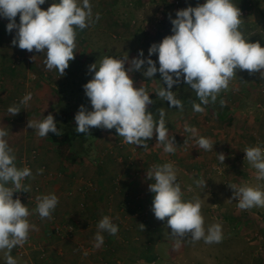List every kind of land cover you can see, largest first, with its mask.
I'll return each instance as SVG.
<instances>
[{
  "label": "clouds",
  "instance_id": "9594fccd",
  "mask_svg": "<svg viewBox=\"0 0 264 264\" xmlns=\"http://www.w3.org/2000/svg\"><path fill=\"white\" fill-rule=\"evenodd\" d=\"M46 0H0V17L8 20L6 31L15 36L12 45L21 50L45 53L46 70L55 69L59 77L64 76L69 62L75 59L76 29L83 30L100 19L99 13L93 19L90 0H60L52 3L46 10L40 6ZM19 16V23H17ZM242 13L231 0H205L203 4L186 7L176 11L175 18L169 16L172 33L165 36L160 43H153L148 55L158 54L156 62L144 56L140 50L138 57L128 59L111 56L93 63L89 72L94 75L83 85L85 95L90 100L92 110L81 105L75 114V125L78 133L90 132L91 128L105 130L115 129L119 137L127 144L148 148L146 143L155 135L159 143L164 144V151L175 152V138L169 139V130L165 123L164 109H158L159 120L148 110L153 103L146 88L134 86L130 73L142 71L146 78H153L159 72L163 87L158 88L157 95L167 101L169 107L183 111V103L172 91L174 85L181 82L188 85L197 95L200 103L193 102L195 112L203 113L201 104L207 105L209 99L215 102L217 94L228 88L229 82L237 71H247L250 75L264 73V47L257 42H249L240 30ZM130 66L126 69L125 65ZM147 65L144 68V65ZM32 99L28 93L20 101L27 105ZM223 103V102H221ZM21 111L19 106H11L8 112L15 116ZM54 116L49 113L42 120H29L27 127L37 130L40 137L48 133L61 136ZM186 132L196 135V129L185 125ZM8 131L0 127V251L6 257V264H17L11 250L23 246L29 236L30 224L28 207L14 193L28 192L30 186L22 182L27 177L35 178L28 167L16 166L13 149L9 147L6 137ZM197 145L205 151L213 149L209 138L199 137ZM245 159L257 170V179H264V150L260 147H248L244 150ZM221 163L225 160L223 153L218 154ZM37 169V175L43 173ZM147 177L154 183L149 190L154 193L152 212L157 220L167 219L171 236L180 241L190 237L192 242L203 240L206 244L220 243L223 238L222 226L215 223L205 228L201 213L202 203L199 198L185 201L177 183L176 171L171 163L154 166L147 172ZM197 187H206V181L196 180ZM11 185V186H8ZM233 190V198L238 201L237 207L248 210L253 207H264V191L248 186L228 185ZM191 190V188L189 189ZM35 211L41 219H51L52 212L58 204L55 194L36 197ZM141 231L145 226L139 224ZM95 247L104 243L102 232L116 235L118 226L109 216H104L97 225ZM38 230V229H36Z\"/></svg>",
  "mask_w": 264,
  "mask_h": 264
},
{
  "label": "crops",
  "instance_id": "0c3cea01",
  "mask_svg": "<svg viewBox=\"0 0 264 264\" xmlns=\"http://www.w3.org/2000/svg\"><path fill=\"white\" fill-rule=\"evenodd\" d=\"M113 1L90 0L93 19H95L97 13H99L100 19L83 30L76 29L75 59L70 61L69 65H80L92 60L95 49L93 45L97 44L93 39L106 38V36L116 39L121 37L120 34L123 30L129 31L130 25L122 24L125 18L123 14L120 17L119 10L116 8L114 10ZM164 1L170 4L172 0ZM186 1L189 2V0ZM59 2L60 0H46L45 4L40 7L46 10L52 3ZM231 2L240 10L244 6L249 10L253 8L252 0H231ZM186 7H189V3L184 8ZM175 14L176 11L170 12L172 19L175 18ZM145 20L142 21L143 25L151 26V22L148 23V20ZM7 23V19L0 17V127H5L8 131L6 139L16 156L15 163H21L18 168H21L23 162L31 157H38L36 167L42 162H47L49 167H54L53 164L55 163L53 162H56L55 167L57 169H53L55 173L48 170L45 174H42L46 185L42 189L41 196L55 194L59 201L53 211L57 215V220L65 224L73 222L71 238L64 241L49 236L47 222H43L44 224L41 222L45 226L41 227L40 225L39 228H36L38 230L30 229L36 235L34 234L31 237V241H28V238L25 244L29 247L25 245L23 249L21 248L22 254L18 252L17 246L11 250L14 257L21 260L22 264H227L226 259L229 264V259H235L236 256L240 261L243 260V263L247 261L251 264L249 257L240 258L238 256L243 248H236L234 244L226 245V248H219V243L206 244L203 240L192 242L188 237L181 240L180 246L177 248V238L171 236V229L167 226L168 218H165L164 221L157 220L152 212L154 193L149 190V185L154 182L143 180L142 175L139 179L137 176L131 180H129L131 177L125 180L126 174L119 171L116 177L123 178L116 183L113 176L119 168L111 160L98 173L87 169L84 175L93 177L94 182L86 183L84 178L79 177L80 168L73 167V170L69 171L68 169L72 167L69 168L58 156L52 155V152L46 150L49 141L45 137H40L37 130L28 128L27 124L29 120L44 119L38 117L36 111L40 109L46 112L49 109L50 92L40 90L44 86L42 82H40V85L37 84L39 85V92H33L31 89L35 85L33 82L30 85V92H17L18 78L25 75L26 70L12 64L14 59L11 55L14 54V57L18 59H20V55H23L21 58H23V65L27 69L30 67L32 69L41 68L46 56L45 53H38L35 50L30 53L27 50L19 49L18 46H13L11 42L15 36V30L12 33L7 32ZM17 23H19V16H17ZM168 28H172L171 22L166 27V29ZM141 33L145 38V33L140 31L136 34V41L128 40L127 44L129 46L113 45L111 48L103 49L102 47L101 49L104 51V55L115 58H122L128 54L130 61L132 58L138 57L134 51L135 48H144L146 52L149 49L150 40H147L146 43L139 40ZM126 35L129 34L126 33ZM87 36L93 42H86L84 39ZM125 38L128 39L126 36ZM149 58L152 60L158 59V54H153ZM92 63H96L95 60ZM129 66V64H126V69ZM133 72L130 73L131 78L137 79L134 86L137 87L140 84L143 87L145 78L140 75L134 77ZM28 78L29 76L26 79ZM151 79L149 82L151 84L154 82V88L158 89L161 84L163 85L161 78L154 76ZM8 82L10 83L9 86L7 85ZM10 86H12V92H4ZM28 93L32 94L33 99L27 105L21 104L20 101ZM11 106H19L21 109L19 114L12 116L8 112V108ZM189 106L190 104L185 107L188 108ZM47 115L48 113H46ZM233 121L232 119L228 120L229 123ZM262 123L259 125H264V117ZM229 144L231 143L229 142ZM187 159L186 161H188ZM43 168L45 167L41 166V169ZM121 169L123 168L119 170ZM61 170H64L67 174L61 173ZM174 170L177 175V183H179L183 193L182 199L188 201L199 198L202 203L201 213L204 217L205 228L220 223L223 237L228 242L235 234V227L238 226V222L236 224V219L232 216L236 213H233L231 209L232 214H230V210H228L233 203L228 188L214 174L205 179L206 187H197L194 183L197 179L194 178L193 173H205L207 168L205 169L204 166L185 164L184 166H174ZM209 177L213 178L210 182L207 180ZM26 183L27 181L23 184L27 185ZM90 185L94 187L91 188ZM190 188L191 190H189ZM239 210V208L236 209V211ZM33 211L36 212L32 209L29 210L28 220L30 224H33L34 219L39 222V219L34 217ZM104 216L111 218L112 222L118 226V232L114 236L102 232L104 243L100 247H95L96 241L94 238L98 231L97 225ZM139 224L145 226L143 231H141Z\"/></svg>",
  "mask_w": 264,
  "mask_h": 264
},
{
  "label": "rangeland",
  "instance_id": "374dc122",
  "mask_svg": "<svg viewBox=\"0 0 264 264\" xmlns=\"http://www.w3.org/2000/svg\"><path fill=\"white\" fill-rule=\"evenodd\" d=\"M173 1L174 0L169 4L164 0H114V10L115 8L119 10L118 14L120 17L121 14H123L125 21H123L124 23L122 24L127 26L130 25L129 31L123 30L120 34L121 37H117L116 39L110 36H106V38L99 37L97 40L93 39L97 44L93 45L95 49L93 51L92 60L80 65H69L65 70L66 74L62 77H59V73L55 69L51 71L46 70L45 64L41 65V68L38 69H32L31 67L27 69L25 65H23V58H21L23 55H20V59L14 57V54L11 55L14 59L12 60V64L24 68L22 70H26L24 73L25 75H21L18 78L17 92H30L29 89L32 82L35 84L33 88H31L33 92H39V85L40 82H42L44 86H42L40 90H47V92H50V99H48L49 109H47L46 112L40 109L37 110L36 113L38 117L42 119L46 116V113H51L53 116L56 115L59 117V121L68 119L74 122L75 114L81 105H84L89 111L92 110L90 100L85 95L83 85L91 80L94 75L93 72H89V66L93 64L92 62L95 60L97 65H99L100 60L107 57L104 55V51L101 49L102 47L103 49H107L108 47L111 48L113 45L126 46L128 45V40L136 41V34L141 31L144 32L146 36L144 38L142 33L141 35L139 34L141 36L139 40L145 43L147 40H150L149 48L153 43L158 44L165 36L173 34L171 31L172 28L166 29L170 22V12L183 9L187 3H189V6L195 7L197 4H203L205 2V0H189V2L186 0H178L179 5L176 7L174 3H172ZM252 5V10H249L245 6L241 8L242 14L247 12V14L241 17L243 22L240 27L246 39L264 36V0H252ZM161 9H163L162 13L160 12ZM144 18L148 20V23L151 22V26L147 27L143 25V22L146 21ZM126 33L129 35H126ZM125 36L128 39H126ZM84 40L89 43L93 42L88 36ZM140 50H143L144 53V56L141 58H149L148 51H144V48L134 49L137 56ZM155 60L158 68V59H153V61ZM143 67L146 68L147 65L145 64ZM139 75L145 78L143 87L146 88L148 94H154L156 96V100L153 102H158L160 104L157 109H154L152 104L148 109L156 120H159L158 109H164V119L166 127L169 130V139L172 137L175 138V152H165L164 144L159 143L155 135L152 139L146 141L148 148L144 149L142 146L125 143L123 138L117 135L115 129L105 130L101 128H94L96 132L95 137L87 138L75 145L72 152L76 156H79V158L74 164H70L68 161L60 158L55 145L48 143L46 145V150L48 149V151L52 152V155L55 154L58 156L69 168L72 167L71 169L67 168L69 171L73 170V167L80 168L79 177H81V179L84 178V182L86 183L94 182L92 179L93 177L91 178L84 175L87 169L92 170L94 173H98L99 170H103L106 164H109L108 162L111 160L114 161L119 169L123 168L121 170L117 169V173L114 174L113 179L116 182H119L122 180L121 178H123H119V176L115 178L116 175L119 174V171H123V173L126 174L124 177L125 180H127L126 178L128 177H131L129 179L131 180L133 177L137 176L139 179L141 177L140 175H142L143 180L155 182L154 179L151 180L147 177V172L154 170V166L157 165L171 163L173 168L174 166H184L185 164L204 166L205 169L207 168V171L205 173H193L194 178L197 180H205L208 176H213V174L215 177L218 176L221 183L228 188L229 196L232 197L231 200L233 203L230 206L228 205L230 207L228 210H230V214H232L231 209L233 213H236L235 215L232 214V216L236 219V224L238 222V226L235 227V234L232 238L230 237L231 239L228 242L227 240L225 241L226 238L223 237L222 241L224 242L221 241L219 243V248L234 244L236 248H243L240 251V255H238L240 258L249 257L251 264H264V207H253L248 210L240 209L236 211V209H238V201L233 198V190L228 186L232 184L238 186L247 184L248 186L260 188L264 191V179H257V170L245 159L244 153V150L248 147H260L264 150V125H259L262 123L264 117V73L257 72L250 75L247 71H237L236 76L230 80L228 88L226 90L222 89L217 94L215 102L209 99L207 105L201 104V107L205 109L203 113L194 111L193 102L200 103V101L196 93L185 83L181 82L178 85H174L172 89L177 99L182 102L186 100L188 102L190 101L188 103L190 106L188 108L183 107V111H181L180 109L168 107V105H166L168 102L158 97L157 89L154 88V82L151 84L149 82L150 79L146 78L142 71L133 72L134 77H139ZM28 76L29 78L26 79ZM32 76L35 78L32 79ZM155 76L161 78L159 72H157ZM133 80L135 85L137 79L135 78ZM7 85L9 86L10 83L8 82ZM163 86L166 87V85L162 84L160 87ZM137 87H140V84H138ZM11 89L12 86L4 90V92H12ZM230 119L234 121L229 123L228 120ZM186 124L196 129L195 136L184 130ZM201 136L209 138L213 142L214 145L212 150L205 151L197 145L196 140ZM229 142L231 144H229ZM219 153L225 155L223 163H221L218 158ZM35 159L33 157L28 158L30 165L29 169H31L32 175L35 177L34 179L32 177L26 178V186H30V191H21L28 198H34L35 200L33 203L31 202L27 205L30 206L28 207L29 210L36 209V197L41 196L42 189L46 185V181L42 178V174H45L48 170H52V172L54 171L53 173H55L53 169H57V167H55L56 162H53L55 163L53 164L54 167H49L47 162H42L36 167L38 157ZM186 159L188 161H186ZM16 166L20 167L21 163L17 162ZM41 166L45 167L43 168L44 171L42 174L37 175L36 168L41 169ZM60 172L67 174L64 170ZM212 179L213 178L209 177L207 180L210 182ZM51 216V219H40L38 213L34 212V217H37L39 222L34 219L33 224L36 228H39L40 225L41 227L45 226L42 225L43 222H47L49 236L61 241L70 239L71 235L58 237L54 228L59 226L67 228L66 230H68V228L73 229V222L66 223V225L62 221L59 222L56 217L57 215L53 212ZM31 230L29 231L31 236H28V241H31V237L35 234ZM66 230L65 233H67ZM35 242L38 244L37 240H35ZM10 254L16 259L17 264H22L21 260L14 257L12 253ZM229 260V264H249L247 261L243 263V260L240 261L236 256L235 259L232 258ZM226 262L228 264L227 259ZM0 264H6V257L3 251H0Z\"/></svg>",
  "mask_w": 264,
  "mask_h": 264
},
{
  "label": "trees",
  "instance_id": "16d2710c",
  "mask_svg": "<svg viewBox=\"0 0 264 264\" xmlns=\"http://www.w3.org/2000/svg\"><path fill=\"white\" fill-rule=\"evenodd\" d=\"M257 41L261 44V46H264V36L253 37L249 39V42H257ZM149 96L152 101L156 100V96L154 94H150ZM189 102L187 100L182 102L183 107H185ZM153 103H152L153 105L152 107L154 109H157L160 106L158 102L157 103L153 102ZM166 105H168L169 107V104H166ZM170 108H175V107H170ZM176 109H179V108H176ZM54 118H55V121L57 122L56 124L57 129L61 130L63 134L61 136H57L54 133L50 132L48 133L47 136H45V138L46 140L49 141L50 144H53L57 147V153L59 154L60 158L68 161L70 164H74L78 161V158H79V156H76L72 152L74 150L75 145L81 141L86 140L87 138L95 137L96 132L94 128H91L90 132L78 133L76 131L75 121L72 122L71 120H68V119L59 121V117H57L56 115L54 116ZM33 158L35 159L36 157H33Z\"/></svg>",
  "mask_w": 264,
  "mask_h": 264
},
{
  "label": "built area",
  "instance_id": "2783aa9c",
  "mask_svg": "<svg viewBox=\"0 0 264 264\" xmlns=\"http://www.w3.org/2000/svg\"><path fill=\"white\" fill-rule=\"evenodd\" d=\"M172 3H174V6H178L179 5V2H178V0H174ZM160 12L162 13L163 12V9H161L160 10ZM244 14H247V12H244ZM244 14H242V15H244ZM32 79L33 78H35V77H31ZM23 167H28V168H30V165H29V161L28 160H25L24 162H23V166H22V168ZM26 181V178H25V180L22 182V183H24ZM116 183H118V182H116ZM89 187H91L92 188V186L90 185ZM19 198L20 200H21V202L23 203V204H25L26 206L29 204V203H33V201H35L34 200V198H28L26 195H24L22 192H18V193H14V195H13V199H15V198ZM37 202H35V204H36ZM67 228H65V227H59V226H56L55 228H54V231H55V233H56V235H58V237H63V236H67V235H71L72 234V231H73V229H71V228H68V230H66ZM65 230H66V232L67 233H65ZM25 245H27V244H24V246H17V248H18V252L20 253V254H22V249H23V247H25ZM28 247H29V245H27ZM22 248V249H21ZM43 257H44V254H43Z\"/></svg>",
  "mask_w": 264,
  "mask_h": 264
}]
</instances>
